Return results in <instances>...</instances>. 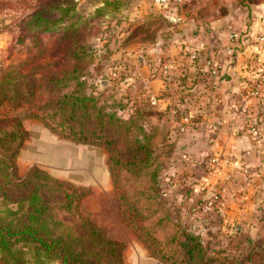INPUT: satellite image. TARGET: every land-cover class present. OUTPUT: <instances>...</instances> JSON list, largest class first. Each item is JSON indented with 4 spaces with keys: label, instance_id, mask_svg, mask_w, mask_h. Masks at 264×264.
Wrapping results in <instances>:
<instances>
[{
    "label": "trees",
    "instance_id": "1",
    "mask_svg": "<svg viewBox=\"0 0 264 264\" xmlns=\"http://www.w3.org/2000/svg\"><path fill=\"white\" fill-rule=\"evenodd\" d=\"M78 1L34 0L24 7L32 12L18 25L20 41L24 45L29 40L37 53L29 50L0 70V109L8 107L0 114V264H128L125 246L97 213L85 209L90 189L37 167L19 175L17 159L28 133L21 117L11 114L18 110L61 140L107 151L123 222L152 258L163 264H264L255 242L232 260L210 255L201 234L176 223L170 213L162 212L165 209L149 213L138 195L133 198L126 186L129 178L150 185L154 192L171 177L170 172L160 177V129L147 128L146 109L120 117L94 92L89 82L94 59L81 42L89 21L78 15ZM20 2L26 0H0V13ZM130 3L102 0L95 17L118 23ZM184 110L178 104L174 115ZM206 202L198 201L196 211L202 213ZM164 228L171 234L165 235Z\"/></svg>",
    "mask_w": 264,
    "mask_h": 264
},
{
    "label": "crops",
    "instance_id": "2",
    "mask_svg": "<svg viewBox=\"0 0 264 264\" xmlns=\"http://www.w3.org/2000/svg\"><path fill=\"white\" fill-rule=\"evenodd\" d=\"M122 12L116 28L124 39L111 42L110 50L115 51L109 53H117L114 57L126 68L119 84L126 93L124 101L134 111L150 105L158 113L177 117L178 123L182 121L174 115L175 107L189 109V126L171 130L176 167L170 168L166 189L175 210L189 223L181 224L200 234L218 229L227 235L234 222L259 227L256 222L264 216V142L252 135L250 125L257 122L264 139V44L256 39L264 31V0H131ZM230 47L239 55H229ZM193 53L199 54L195 63ZM232 58H237L235 69L227 72ZM209 60L216 76L206 72ZM159 64L167 67L166 76L157 73L154 66ZM40 126L45 128L37 121L25 125L28 140L17 159L19 175L37 167L69 181L51 168L55 163L70 166L73 157L90 145L77 144L84 146L75 149L65 142L76 143ZM49 142L50 168L45 161ZM108 178L111 182L110 173ZM200 185L206 192L196 194ZM213 193H220L224 204L220 213L206 219L196 211L197 203ZM119 242L125 245L128 264H163L133 236Z\"/></svg>",
    "mask_w": 264,
    "mask_h": 264
},
{
    "label": "rangeland",
    "instance_id": "3",
    "mask_svg": "<svg viewBox=\"0 0 264 264\" xmlns=\"http://www.w3.org/2000/svg\"><path fill=\"white\" fill-rule=\"evenodd\" d=\"M33 1L34 0H26V2H20L17 6H11L12 8L9 9L8 12H5V14L0 13V22L3 25L1 26V28L3 27V30L0 32V70L6 69L13 63V61H17L18 58L24 57V53H29V50L33 53H37V50L33 47L29 40H27L24 45L22 44V41H20L21 29L18 26L22 25L26 16L32 12V10L24 7H28V5L31 6ZM120 1L123 3L128 0ZM100 3H102V0H79L77 5L78 15L88 19L89 21L88 33L83 35L81 40V42H86V49H89L88 53H91L94 59L90 70L93 71L95 69V79L92 80L91 72V79L89 82L95 87L94 92L97 96H101V98H103L102 100L107 102L110 107H113L118 116L125 117L126 115L123 114H127L126 110H134L135 108L133 106H129V102L124 101V99H126V93L121 90L119 85L124 74L116 81L111 79V74L117 72L118 68L121 67L123 63H120V60L114 57L117 53H109L115 51V48L110 50L109 44H111V42L114 43L115 41H121L124 39V36L121 37V33L123 31L116 28L119 22L109 23L107 20H104L103 17H95ZM151 56L152 55H150V61H148V63L152 65L153 63L151 60L153 57ZM154 67L157 68V73L160 72L162 75L166 74L164 66L162 69L160 64L159 66ZM104 85L109 86L108 88H105ZM106 91L108 94H105ZM127 99L131 102L135 100L134 97H127ZM140 107L146 109L144 113H146L145 115L147 116L145 119L147 121V128L149 129V125H155L160 129L159 131L162 140H159V143L161 142L159 147L160 150L156 157H158V162L160 164V177L164 178L169 174L171 167H176L174 165L176 151L171 142V130H173V127L177 125L178 127H181L182 124L177 122V117L173 118L163 114L162 112L158 113L152 107L148 108L147 105H142ZM7 108V106L1 108L0 114H5V112H7ZM11 112L12 115L21 117L20 119L23 120L24 126L26 125L31 127L35 123L34 120L26 118L23 110ZM129 114H131V112H129ZM129 114L125 118H128L130 116ZM28 120L33 122H29ZM41 128L48 132L47 129L43 127ZM65 143L71 145L75 149L84 146L71 144L69 142ZM51 147L52 145L49 142V149L45 152V161H47L46 163L49 168L51 164L53 165L51 156L49 155L51 153ZM73 159L74 160L70 166L66 167L61 163H55L51 170L55 174L67 178L71 183L80 187L88 188L92 191V195L85 201V209L96 212L99 220L112 232L116 240L118 238L120 241L128 242L131 240L132 236L137 239L132 231L124 224L120 214L119 199L113 189L110 179L108 178L107 151L104 148L87 146L82 149L80 156L76 154ZM165 180L166 182L163 181L162 185L158 186L159 188L154 191L155 193L151 190L150 185L142 184V181L135 178H129L126 182V186L128 185V190L133 193L134 199H136V195L141 198L142 201L140 200V202L144 205L143 208L148 210L149 213L155 209H165V212L164 210L162 212L170 213L169 216L173 217L172 219L176 221V223L178 221V224L183 222L185 223L184 225H186L187 219L185 218V215L178 214V211L175 210L176 206L174 205L173 200L167 197L168 193L166 189L168 180ZM208 198L209 196L206 195L198 201H207ZM155 199L156 201H154ZM256 223L259 227L252 228L251 226V228H247L243 227V224L234 222L230 226V232L227 235V232H221V230L218 229L203 232L201 235L208 253L210 255H214L216 258L227 257L232 260L246 253L251 245L249 243L255 242L258 255L264 256V216L261 221ZM187 225H189V223H187ZM187 225L186 227H188ZM198 231L195 232L200 234V231ZM163 233L165 235L171 234V232L166 228H164ZM138 241L141 242L140 240ZM141 243L144 245L143 242Z\"/></svg>",
    "mask_w": 264,
    "mask_h": 264
},
{
    "label": "built area",
    "instance_id": "4",
    "mask_svg": "<svg viewBox=\"0 0 264 264\" xmlns=\"http://www.w3.org/2000/svg\"><path fill=\"white\" fill-rule=\"evenodd\" d=\"M231 41H233L235 39V36L232 35L230 37ZM257 42L264 44V31H260L257 35ZM228 54L231 56H238L239 53H235L234 49L232 47H230L228 49ZM199 59V54L198 53H193L191 55V60L193 61V63H195L196 61H198ZM206 72L209 73L211 76H216L218 71L214 66V63L212 60H209L206 62ZM165 73H168V69L167 67H165ZM126 72V68L125 67H119L118 71L111 74V79L113 81H116L117 79L121 78V74ZM166 74L164 76H166ZM185 107V106H183ZM125 111V110H124ZM129 112H131V114L134 112L133 109H129L126 110L127 114H123L128 116ZM129 114V115H131ZM180 119L182 121V126H187L191 123V117H190V113H189V109H187L185 107V110L182 111L180 114ZM125 116V117H126ZM250 131L252 133V135L260 142H264L263 136H262V129L260 127V125L257 122L251 121V125H250ZM206 192V186L205 185H200V187L198 189H196L195 193L196 194H200V193H205ZM224 204V200L223 197L221 196L220 193H213L212 196L207 200V202L203 205L202 207V215L203 217H208L209 215H214L217 213V209H222Z\"/></svg>",
    "mask_w": 264,
    "mask_h": 264
},
{
    "label": "water",
    "instance_id": "5",
    "mask_svg": "<svg viewBox=\"0 0 264 264\" xmlns=\"http://www.w3.org/2000/svg\"><path fill=\"white\" fill-rule=\"evenodd\" d=\"M236 63H237V58H232L231 59V62L229 63L226 71L228 72L229 70H234L235 69V66H236ZM212 195H209V198L211 197ZM208 198V199H209Z\"/></svg>",
    "mask_w": 264,
    "mask_h": 264
}]
</instances>
